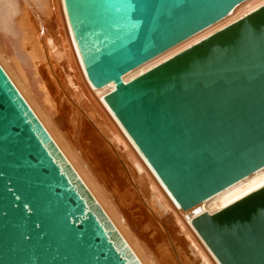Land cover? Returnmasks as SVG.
Instances as JSON below:
<instances>
[{"label": "water", "instance_id": "water-1", "mask_svg": "<svg viewBox=\"0 0 264 264\" xmlns=\"http://www.w3.org/2000/svg\"><path fill=\"white\" fill-rule=\"evenodd\" d=\"M247 0H63L88 82L182 211L264 168V5L129 82ZM191 227L264 264V187ZM0 264H140L0 65Z\"/></svg>", "mask_w": 264, "mask_h": 264}, {"label": "bare ground", "instance_id": "bare-ground-1", "mask_svg": "<svg viewBox=\"0 0 264 264\" xmlns=\"http://www.w3.org/2000/svg\"><path fill=\"white\" fill-rule=\"evenodd\" d=\"M263 5L264 0L241 3L224 20L126 73L123 81ZM51 25L57 28L53 34ZM0 65L140 264H219L191 220L264 187V168L182 211L105 104L114 84L96 89L88 82L63 0H0Z\"/></svg>", "mask_w": 264, "mask_h": 264}, {"label": "rangeland", "instance_id": "rangeland-1", "mask_svg": "<svg viewBox=\"0 0 264 264\" xmlns=\"http://www.w3.org/2000/svg\"><path fill=\"white\" fill-rule=\"evenodd\" d=\"M49 29H53V30H50V33H52V34L57 30V28L55 27V25H54V26L51 25V26L49 27ZM4 55H5V54H4ZM6 58H7L8 60L11 59V56L9 55V53H7ZM171 227H173V226L171 225Z\"/></svg>", "mask_w": 264, "mask_h": 264}]
</instances>
